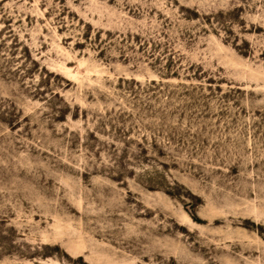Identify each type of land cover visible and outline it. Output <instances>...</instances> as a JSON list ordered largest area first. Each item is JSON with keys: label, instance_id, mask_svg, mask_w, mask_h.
<instances>
[{"label": "rangeland", "instance_id": "obj_1", "mask_svg": "<svg viewBox=\"0 0 264 264\" xmlns=\"http://www.w3.org/2000/svg\"><path fill=\"white\" fill-rule=\"evenodd\" d=\"M0 264H264V0H0Z\"/></svg>", "mask_w": 264, "mask_h": 264}, {"label": "bare ground", "instance_id": "obj_2", "mask_svg": "<svg viewBox=\"0 0 264 264\" xmlns=\"http://www.w3.org/2000/svg\"><path fill=\"white\" fill-rule=\"evenodd\" d=\"M64 68H65V67H64ZM63 70H64V69H63ZM65 72L67 73L66 70H64V73H65ZM68 72L70 73V70H69V69H68ZM71 74H72V73H70V77H71ZM65 75H66V74H65ZM68 75H69V74H68ZM73 75H74V74H72V77H73Z\"/></svg>", "mask_w": 264, "mask_h": 264}]
</instances>
